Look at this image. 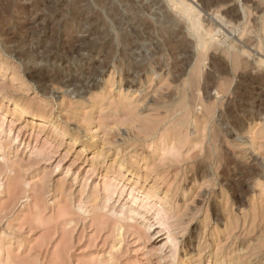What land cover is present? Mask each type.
Wrapping results in <instances>:
<instances>
[{
	"label": "rangeland",
	"instance_id": "1",
	"mask_svg": "<svg viewBox=\"0 0 264 264\" xmlns=\"http://www.w3.org/2000/svg\"><path fill=\"white\" fill-rule=\"evenodd\" d=\"M185 1L0 0V264H264V0Z\"/></svg>",
	"mask_w": 264,
	"mask_h": 264
},
{
	"label": "bare ground",
	"instance_id": "2",
	"mask_svg": "<svg viewBox=\"0 0 264 264\" xmlns=\"http://www.w3.org/2000/svg\"><path fill=\"white\" fill-rule=\"evenodd\" d=\"M123 1H127V0H123ZM141 1H144V0H141ZM154 1V0H153ZM222 2L223 0H208V1H206L205 0V2H206V4H205V2H204V4L206 5H204L205 6V8L206 9H208L207 7H210V6H212V4H214V3H216V2ZM129 2H130V0H129ZM150 3H152L151 1H149ZM167 2H168V0H167ZM169 2L171 3V5L174 7V9H175V11L176 12H178L180 15H182L183 16V18L185 17L186 19H187V21L189 22V24H190V26L189 27H191L192 28V30L197 34V37H198V44L197 45H199V47L198 48H201V49H207L206 47L208 46V43H207V40L204 38V34L201 32V31H203V30H201L202 29V23H201V21H200V19H199V17H198V13H199V10H198V8H196V6H194L195 8H196V10L198 11V13H197V11L194 9V7L193 6H191V4L190 3H188V2H186L185 0H169ZM224 2V1H223ZM228 2H230V0H228ZM127 3V2H126ZM158 3V2H157ZM200 3V2H199ZM225 3V2H224ZM236 3V2H235ZM219 4V3H218ZM133 5V4H132ZM201 5H203V2H202V4ZM154 6H156V5H154ZM203 6V7H204ZM217 6V5H216ZM220 6H222V4H220ZM225 6V5H224ZM229 6V5H228ZM242 6V5H241ZM257 6V5H256ZM255 6V7H256ZM127 7V6H126ZM236 7V6H235ZM258 7V6H257ZM229 8V7H228ZM10 8H8V10H9ZM201 9V8H200ZM129 10H131V9H129ZM128 10V11H129ZM141 10H142V8H141ZM138 11V10H137ZM202 11H204L203 9H202ZM225 11V13H227L226 15H228L229 14V16H230V14H232L233 12H234V8L232 7V8H229V9H227V11L226 10H224ZM201 12V11H200ZM218 12V11H217ZM219 13V12H218ZM236 13V12H235ZM142 14V13H141ZM158 14V13H157ZM200 14V13H199ZM234 14V13H233ZM236 15V14H235ZM140 16V15H139ZM200 16V15H199ZM218 16H220V18H221V15H218ZM218 16H217V20L219 19L218 18ZM228 16V17H229ZM143 17V16H142ZM231 17H232V15H231ZM134 18V17H133ZM161 18V17H160ZM137 19H139V18H137ZM165 19V18H164ZM222 19V18H221ZM128 20V19H127ZM156 20V19H155ZM130 22H135V21H130ZM140 22H142V21H140ZM168 22H170V21H168ZM168 22H166V19L162 22L161 21V23L162 24H164V27H160L159 26V28H160V32L161 33H167L166 35H168V32L170 33V34H172V36H173V39L177 36V32L176 31H171L170 30V28H169V26L167 25L168 24ZM203 22V21H202ZM128 23V22H127ZM129 25V24H128ZM132 25V24H131ZM136 25V24H135ZM78 27V26H77ZM132 27V26H131ZM141 27V26H140ZM136 28V27H135ZM144 28V27H143ZM155 28V27H154ZM204 28V27H203ZM44 29H46V28H44ZM138 29H139V27H138ZM142 29V28H141ZM145 29V28H144ZM132 30H134V29H132ZM191 30V31H192ZM46 31V30H45ZM143 31H145V30H143ZM157 31H159V30H157ZM11 32V31H10ZM139 32H140V30L139 31H137V32H135V36H138V34H139ZM142 32V31H141ZM145 33V32H144ZM143 33V34H144ZM194 33V34H195ZM207 33V32H206ZM193 34V35H194ZM209 34V33H208ZM140 35V34H139ZM158 35H159V33H158ZM10 36H12L11 34H10ZM49 36V35H48ZM134 36V37H135ZM150 36V35H149ZM157 36V35H156ZM164 36V35H163ZM196 36V35H195ZM207 36V35H206ZM215 36V35H214ZM51 37V36H50ZM52 37H53V35H52ZM56 37V36H55ZM55 37H54V39H55ZM139 37H141V36H139ZM197 37H196V39H197ZM208 37V36H207ZM57 38V37H56ZM164 38H165V36H164ZM163 38V39H164ZM170 38V37H169ZM178 38V37H177ZM214 38V37H213ZM49 39V38H48ZM53 39V38H52ZM220 39V38H219ZM130 40H131V36H130ZM139 40H141V39H139ZM176 40V39H175ZM179 40V39H178ZM183 40V39H182ZM215 41H216V39H214ZM221 40V39H220ZM44 41V40H43ZM51 41V40H50ZM53 41H55V40H53ZM133 42H134V46L133 45H131V47H135L136 49H139V50H141V48H143L144 47V45H138V44H135V40H132ZM162 41V40H161ZM210 41V40H209ZM218 41V40H217ZM222 41V40H221ZM220 41V42H221ZM56 42V41H55ZM58 42V41H57ZM174 42V41H173ZM211 42V41H210ZM219 42V41H218ZM39 43H40V41H39ZM51 43V42H50ZM62 43V42H61ZM143 43V42H142ZM174 43H177V42H174ZM181 43V42H180ZM43 44V43H42ZM69 44V43H68ZM157 44V43H156ZM179 44V43H178ZM210 44V43H209ZM51 46V45H50ZM64 46V45H63ZM68 46V45H67ZM80 46V45H79ZM172 46H173V44H172ZM176 46H177V44H176ZM38 47V46H37ZM62 47V45L61 44H57L56 45V47L55 48H58V49H60ZM69 47H71V45L69 44ZM68 47V48H69ZM75 47V46H74ZM102 47V46H101ZM147 47V46H146ZM155 47H157L156 45H155ZM182 47V46H181ZM148 48V47H147ZM160 48V47H159ZM170 49H171V47H169ZM168 48V49H169ZM179 48H180V46H179ZM184 48V47H183ZM182 48V49H183ZM53 49H54V47H53ZM77 49H79V48H77ZM77 49L76 48H70V49H68V51L70 50V54H71V52L73 53L74 51L75 52H77ZM92 49V48H91ZM158 49V48H157ZM243 49H244V47H243ZM129 50V49H128ZM145 50V49H144ZM208 50V49H207ZM207 50H206V52H207ZM242 50V49H241ZM55 51H56V49H55ZM67 51V50H66ZM138 51V50H137ZM172 51H174L173 49H172ZM185 51V50H184ZM36 52V51H35ZM74 52V53H75ZM81 52V51H80ZM175 52H176V50H175ZM244 52V51H243ZM65 53V52H64ZM68 52H66V54H67ZM68 53V54H69ZM178 53V52H177ZM245 53V52H244ZM69 54V55H70ZM77 54V53H76ZM75 54V55H76ZM80 54V53H79ZM124 54V53H123ZM171 54V53H170ZM205 54V53H204ZM48 55V54H47ZM65 55V54H64ZM203 55V54H202ZM46 56V55H45ZM68 56V55H67ZM71 56V55H70ZM179 56V55H178ZM41 57H43V56H41ZM60 58L58 59V61L59 62H61V61H63L64 59H63V57H61V56H59ZM80 57V56H79ZM176 57H177V55H176ZM38 58V57H37ZM65 58V57H64ZM68 58V57H67ZM75 58V57H74ZM127 58V57H126ZM40 59V58H39ZM57 59V58H56ZM175 59V58H174ZM65 61V60H64ZM66 62V61H65ZM93 62V61H92ZM132 62V61H131ZM63 63V62H62ZM262 63H263V61H262ZM141 63H139L138 61L137 62H132V65H131V70L134 68V69H136L139 65H140ZM240 64H242V63H240ZM221 65V64H220ZM219 65V66H220ZM243 65V64H242ZM241 65V67H243ZM90 66V65H89ZM214 66V65H213ZM215 66H218V65H215ZM92 67H93V65L92 66H90V68H89V70H91L92 69ZM133 71V70H132ZM248 71V70H247ZM264 71V70H263ZM244 72V71H243ZM242 72V73H243ZM249 72V71H248ZM88 73V72H87ZM135 73V72H134ZM262 74V73H261ZM264 75V74H263ZM46 76H48V75H46ZM54 76H55V74H54ZM43 77H44V75H43ZM43 77H42V79H43ZM56 77H58V75L56 76ZM68 83H70V82H68ZM237 84V92H235V94H234V97L236 98V99H238V101H245V102H248V103H252V104H256V106L257 105H259L260 103H261V101L263 100L261 97H260V95H264V77H260V78H257V77H255V76H252L250 73H245V74H241L240 76H239V80H238V82L236 83ZM226 85L224 84V87H225ZM226 88V87H225ZM227 89V88H226ZM227 91V90H226ZM259 96V97H258ZM234 98V99H235ZM244 103V102H243ZM254 104V105H255ZM234 105V104H233ZM241 105V104H240ZM244 105H245V103H244ZM249 106V105H248ZM242 107H243V105H242ZM247 107V106H246ZM252 108V107H251ZM263 108V107H262ZM231 110V109H230ZM247 110V109H246ZM258 109H256V111H257ZM253 111H255V110H253ZM230 115V114H229ZM247 115V114H246ZM250 115V114H249ZM256 115H258V114H256ZM234 125V124H233ZM240 125V124H239ZM235 126V125H234ZM237 127V126H236ZM246 170L247 169H245V172H246ZM249 170V169H248ZM250 170H251V168H250ZM249 172V171H248ZM251 172V171H250ZM251 174V173H250ZM245 175V174H244ZM249 176V175H248ZM247 176V177H248ZM247 177H245V178H247ZM239 190V189H238Z\"/></svg>",
	"mask_w": 264,
	"mask_h": 264
}]
</instances>
